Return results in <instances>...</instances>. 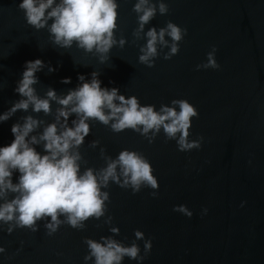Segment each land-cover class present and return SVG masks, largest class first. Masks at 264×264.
<instances>
[{
  "label": "water",
  "instance_id": "95a60500",
  "mask_svg": "<svg viewBox=\"0 0 264 264\" xmlns=\"http://www.w3.org/2000/svg\"><path fill=\"white\" fill-rule=\"evenodd\" d=\"M22 2L0 0V115L21 99L15 92L17 83L26 62L37 59L56 69L49 73L45 67L36 74L39 83L34 87L42 98L48 88L67 94L77 87L78 75L90 80L98 71L102 87L118 88L126 97L136 96L142 106L155 105L157 111L161 105L171 106L174 99L188 100L199 112L190 140L204 137L202 148L191 152L178 151L163 130L149 144L132 130L117 134L90 121L91 132L80 149L87 167L105 166L101 148L113 158L123 150L136 151L151 163L160 185L158 199L147 187L135 195L114 183L105 189L111 198L107 213L114 218L111 226L120 229L114 238L130 246L135 231L143 232L153 244L143 264H264V0H164L169 14H157L146 31L172 21L187 28L188 34L179 54L169 61L161 53L154 68L138 61L139 47L146 41L133 43L136 0H117V39L123 35L128 43L123 49L115 47L107 64L75 46L56 48L47 30L28 25L18 7ZM213 47L218 49L220 70L197 71ZM66 78L70 84L61 83ZM57 107L52 102L50 116L30 108L0 123V147L14 141L11 128L22 123V117L32 115L50 124ZM74 119L75 115L70 117V126ZM93 140L100 141L96 149L89 146ZM35 147L46 154L42 146ZM19 175L13 174L14 183ZM180 205L193 212L192 218L173 211ZM205 208L208 212L203 215ZM104 219L89 220L85 231L62 225L53 236L46 234L44 221L38 222L36 233L17 228L9 235L4 225L0 247L6 252L0 254V264H85V238L99 241L112 235ZM136 242L143 255L144 241ZM124 264L139 262L125 258Z\"/></svg>",
  "mask_w": 264,
  "mask_h": 264
},
{
  "label": "clouds",
  "instance_id": "9594fccd",
  "mask_svg": "<svg viewBox=\"0 0 264 264\" xmlns=\"http://www.w3.org/2000/svg\"><path fill=\"white\" fill-rule=\"evenodd\" d=\"M18 7L25 13L28 25L37 31L47 30L49 41L56 48L70 50L75 46L85 54L96 56L101 64L110 61L115 47L123 49L128 43L123 35L117 39V0H23ZM133 11L138 24L132 33L133 43L146 41L139 47L140 64L154 68L161 53L163 59L169 61L179 54L180 44L188 34L187 28L168 21L165 27H151L146 31V26L157 14H169V5L164 0H136ZM217 51L213 47L207 54V62L197 65L196 70H220ZM45 67L49 73L56 71L40 59L26 62L22 79L15 89L21 99L0 115V123L30 108L36 114L42 112L50 116L52 102L59 105L55 110V122L50 124L32 115L22 117V123L11 128L14 141L0 147V227L6 225L9 235L17 228L36 233L38 222L44 221L46 234L53 236L62 225L85 231L86 222L106 217L103 223L110 226L112 235L102 236L99 241L85 238L88 248L85 264H124L125 258L143 264L152 251V241L145 239V234L139 230L135 231L136 239L130 246L114 238L120 235V229L111 226L114 218L107 215L111 198L105 189H110L114 183L121 189H131L135 195L147 187L153 190L151 196L158 199V179L148 159L136 151L123 150L113 158L101 148L100 156L105 166L87 167L88 161L80 149L91 132L90 121H98L117 134L132 130L149 144L155 143L163 130L167 141L176 142L178 151L191 152L201 149L204 141L203 136L190 140L192 121L199 119V112L184 99L172 100L171 106L161 105L159 111L155 105L142 106L136 96L126 97L118 88L102 87L98 71L91 73L90 80L78 75L77 87L69 89L67 94L58 95L48 88L42 98L34 85L39 83L36 74ZM61 83L70 84L71 79H63ZM73 115L76 119L71 120L70 126ZM41 125H45L42 132L33 135ZM99 145V140H93L89 146L96 149ZM35 146H42L46 154L42 155ZM17 171L20 175L14 183L13 174ZM173 211L188 218L193 216L185 205ZM207 212L205 208L203 215ZM136 241H144L143 255ZM5 252L6 249L0 247V254Z\"/></svg>",
  "mask_w": 264,
  "mask_h": 264
}]
</instances>
